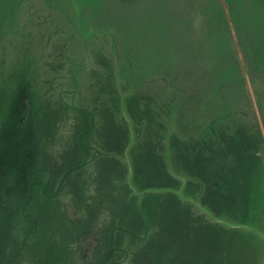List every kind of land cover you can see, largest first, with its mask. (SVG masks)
I'll list each match as a JSON object with an SVG mask.
<instances>
[{
    "label": "rangeland",
    "instance_id": "1",
    "mask_svg": "<svg viewBox=\"0 0 264 264\" xmlns=\"http://www.w3.org/2000/svg\"><path fill=\"white\" fill-rule=\"evenodd\" d=\"M0 264H264V0H0Z\"/></svg>",
    "mask_w": 264,
    "mask_h": 264
},
{
    "label": "trees",
    "instance_id": "2",
    "mask_svg": "<svg viewBox=\"0 0 264 264\" xmlns=\"http://www.w3.org/2000/svg\"><path fill=\"white\" fill-rule=\"evenodd\" d=\"M68 210L70 212V214H69L70 216H72L75 213V211H76L74 209V206H72V204H70V203L68 204ZM90 239H91V241H93L91 236H90Z\"/></svg>",
    "mask_w": 264,
    "mask_h": 264
}]
</instances>
